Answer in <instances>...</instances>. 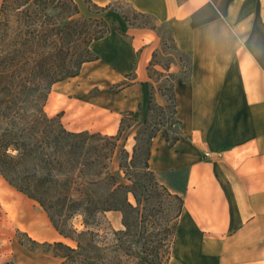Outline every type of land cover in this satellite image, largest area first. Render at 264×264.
<instances>
[{
	"label": "crops",
	"instance_id": "0c3cea01",
	"mask_svg": "<svg viewBox=\"0 0 264 264\" xmlns=\"http://www.w3.org/2000/svg\"><path fill=\"white\" fill-rule=\"evenodd\" d=\"M128 1L167 24L190 59L188 77L174 82L179 138L169 144L158 131L148 156L149 170L183 198L168 264H264V0ZM111 16L119 30L90 43L97 58L51 85L46 112H61L69 130L114 135L126 113L149 116L155 82L148 67L160 36ZM180 68L177 62L169 70ZM153 98L165 103L157 91ZM19 228L42 241L63 238L44 218ZM11 245L13 264L61 261Z\"/></svg>",
	"mask_w": 264,
	"mask_h": 264
},
{
	"label": "trees",
	"instance_id": "16d2710c",
	"mask_svg": "<svg viewBox=\"0 0 264 264\" xmlns=\"http://www.w3.org/2000/svg\"><path fill=\"white\" fill-rule=\"evenodd\" d=\"M54 1L56 0H0V175L16 190L35 200L46 211L59 234L76 242V247L61 240L43 242V245L48 246L47 252L62 258L59 264H107L105 257L96 253L100 247L95 245L96 232L92 228L98 224L99 218L106 211L119 210L125 229L113 232L118 236V233H121L122 238H128V241L133 239L138 232L137 226L145 219L142 217V209L149 185L161 186L178 200L175 240L183 198L149 176L154 173L148 168V156L151 139L158 131H161L169 144H173L179 138L180 121L176 116L174 82L178 77L182 79L188 77L190 59L176 47L167 26L172 49L177 54L181 68L187 69L180 75L175 74L169 71V65L157 60L159 51L153 53L148 67L150 76L152 77V72L168 78V87L160 93L166 99H170L173 117L167 128L157 127L148 135L147 145L140 151L144 154L143 166L138 171L135 165L138 146L134 145L133 152L129 154L118 143L123 117L118 132L107 135L89 130H69L61 121V112L48 115L44 110L48 88L56 81L77 75L83 62L96 59V55L90 49V43L103 37L111 29L104 19H96L98 29L90 35L83 51L68 62L64 55V44L72 35L69 25L77 22V19L70 18L77 13V9L73 0H58L53 5ZM58 3L61 7L62 4L65 5L64 8L68 5L71 7L68 10L62 8L63 20H60L55 31L47 30L50 43L57 49V59L54 63L57 68L40 67L38 70L36 66L38 64H30L25 57V47L20 41L25 35L24 26L29 21L26 17H36L42 9L58 6ZM93 4L100 10L110 8L121 13L130 25L156 30L159 23L151 14L135 11L138 15L150 16L155 21L153 25L135 24L124 12L110 7L111 2L103 6ZM114 28L119 30L117 25ZM160 39V50L164 52L165 42L162 37ZM156 63L163 70L155 69L153 66ZM152 89L151 86L149 111L153 106L163 110L164 106L153 102ZM126 115L134 116L132 112ZM147 123V118L139 122L145 128ZM174 125H177L176 129L172 128ZM130 194L135 203L129 199ZM76 215L82 218L81 230H77L71 223ZM133 227H136V230ZM30 241L37 243L32 239ZM114 246L118 249L121 244L115 243ZM159 258L158 255H154L149 259V263L160 264ZM139 259L141 263L147 260L146 257Z\"/></svg>",
	"mask_w": 264,
	"mask_h": 264
},
{
	"label": "rangeland",
	"instance_id": "374dc122",
	"mask_svg": "<svg viewBox=\"0 0 264 264\" xmlns=\"http://www.w3.org/2000/svg\"><path fill=\"white\" fill-rule=\"evenodd\" d=\"M57 2L58 0L54 1L53 5ZM73 2L76 5L77 13L70 18L77 19V22L69 25V28L72 30V35L69 41L64 44V55L68 62L70 59H73L72 57H75L77 53L83 51L90 35L94 33L95 29H98L99 24H95L96 19H104L109 24L110 28L117 25L111 16V11L114 10L110 8L100 10L93 4L94 2L92 0H73ZM110 2V7L124 12L129 17L130 21L135 24H155L152 17L138 15L135 12L138 10H136L128 0H113ZM106 4L97 5L103 6ZM57 5L61 7L60 3ZM58 6H48L42 9L36 17H26L29 21L27 25L24 26L25 35L20 41H22L25 47V57H27L30 64H38L36 65L38 70L40 67L57 68L54 65L57 59V49H54V46L50 43V35L47 34V30L52 29L55 31L60 20H63L61 17L62 8L68 10L71 7L68 5V7L64 8L65 5L63 4L61 8ZM156 32L165 42L163 46L164 52L159 50L157 60L165 65H169V67L174 63H179L177 54L174 49H172L171 41L168 38L169 29L167 25L165 23H158L156 25ZM87 56L90 57V55ZM184 69H187V67ZM184 69L180 68L177 72L173 73L180 75L183 73ZM151 74L155 82L152 84V92L157 91L160 93L161 90L168 87L169 81L167 77L156 75V73L152 72ZM49 88L47 100L44 105L45 112L48 111L46 110V103L50 94ZM52 98L53 96L51 99ZM51 99L49 100L50 105L52 103ZM164 99L165 103L161 105L164 106L163 110L153 106L152 110L149 111L147 128H145L144 125H140L139 122L141 120L135 116H128L126 114L123 116L124 122L122 124V131L118 143L120 146H123L129 154L133 152L134 145L138 146L135 159V165L138 171L140 167L143 166L144 154L140 153V151L147 145L148 135L157 127L167 128L173 117L171 114V101L170 99H166L165 96ZM152 100L155 104L159 105L154 98H152ZM175 127H177V125H174L172 128L176 129ZM135 135H137V139H135ZM118 156L119 153L114 160V165L117 162ZM149 176L156 179L160 185H165L157 179L155 174ZM143 178L145 179V176ZM19 194L22 197L21 201L16 198ZM144 197L145 201L143 202L142 217L145 219L137 226V230L140 233L136 232L135 237L130 241H128V238H122V235H120L121 233H118V236L113 232L125 229L122 223V213L119 210L106 211L99 218L98 224L92 228L93 231L96 232L95 245L100 247L99 250H96V253L104 256L107 264H150L149 259L154 255L160 257V264H168L174 244L173 242L175 241L174 230L175 218L178 211V200L170 196L161 186L156 185H149ZM129 199L135 203L131 194L129 195ZM18 217H21V220L27 223H30L33 219L41 220L44 218L52 225L46 211L43 210L35 200L16 190L0 175V263L12 262L10 260L12 248L11 241H18V243L22 244L23 248L25 247L30 251L47 252L46 248L48 246L43 245L44 241L33 238L27 230L19 228V224L23 222H20ZM81 219L80 215H76L71 220V223L77 230L83 229ZM133 228L136 230V227ZM29 238L37 243H31ZM57 240H61L67 245L76 247V242L70 238L58 237ZM115 243H120L121 247L116 249L114 246ZM139 257H146V262L141 263Z\"/></svg>",
	"mask_w": 264,
	"mask_h": 264
},
{
	"label": "bare ground",
	"instance_id": "6f19581e",
	"mask_svg": "<svg viewBox=\"0 0 264 264\" xmlns=\"http://www.w3.org/2000/svg\"><path fill=\"white\" fill-rule=\"evenodd\" d=\"M52 105H53V104H51V105H47V106H46V110H48V111L52 110V108H53Z\"/></svg>",
	"mask_w": 264,
	"mask_h": 264
},
{
	"label": "built area",
	"instance_id": "2783aa9c",
	"mask_svg": "<svg viewBox=\"0 0 264 264\" xmlns=\"http://www.w3.org/2000/svg\"><path fill=\"white\" fill-rule=\"evenodd\" d=\"M208 154H209L208 152H205V155H207V156H208Z\"/></svg>",
	"mask_w": 264,
	"mask_h": 264
}]
</instances>
